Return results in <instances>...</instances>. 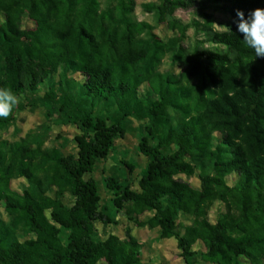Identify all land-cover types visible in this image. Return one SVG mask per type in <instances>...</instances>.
<instances>
[{
    "label": "trees",
    "instance_id": "1",
    "mask_svg": "<svg viewBox=\"0 0 264 264\" xmlns=\"http://www.w3.org/2000/svg\"><path fill=\"white\" fill-rule=\"evenodd\" d=\"M136 5L137 0H0L5 61L0 70L6 76L0 87L18 97L59 71L57 89L49 88L43 101L60 103L68 121L84 129L76 135L79 152L68 155L56 146L35 147L27 136L0 138V207L11 213L9 221L0 215V264H98L100 259L155 264L143 261V242L132 225L126 238H95L96 221L113 219L100 207L98 181L85 173L111 153L115 138L125 134L128 115L148 117V136L156 143L141 139L149 158L141 189L128 179H107L115 205L122 209L129 202L126 213L137 225L160 227L163 239L175 237L187 264H197L198 241L206 246L201 258L210 264H243L242 257L264 264V58L244 45L234 23L237 10L247 17L264 8V0L144 2L159 23L178 29L167 39L136 17ZM211 6L229 13L228 29L216 27L215 15L207 11ZM180 7L196 8L202 20L176 17ZM24 16L35 26L24 27ZM193 26L205 37L186 45ZM167 53L185 65L180 73L158 70ZM101 102L117 104L111 123L96 113ZM25 106L18 100L12 114L0 118V129ZM126 165L131 174L134 164ZM196 170L201 187L177 176ZM232 173L237 174L233 185L226 180ZM14 176L29 185L23 191L13 187ZM67 193L74 199L71 206L63 200ZM216 200L225 210L212 221L209 210ZM147 211L154 214L139 217ZM180 214L193 217L184 231ZM20 226L33 236L22 241Z\"/></svg>",
    "mask_w": 264,
    "mask_h": 264
},
{
    "label": "rangeland",
    "instance_id": "2",
    "mask_svg": "<svg viewBox=\"0 0 264 264\" xmlns=\"http://www.w3.org/2000/svg\"><path fill=\"white\" fill-rule=\"evenodd\" d=\"M155 2L159 3L160 0H137V5L135 9V14L138 19H145L151 22L155 27L157 34L164 39L179 33L178 29H174L169 26L168 22L164 21L159 23L156 19L154 12L146 11L143 3ZM207 11L212 12L215 15L217 21L215 25L220 29H228L229 22L233 19L227 13V11L214 6L208 7ZM176 17H179L186 22H191L194 19L202 20L198 14L196 8H177L175 11ZM4 19V15L0 12V21ZM24 27H34L35 23L29 17H23ZM204 33H198L197 29L193 26L186 34L184 42L186 45L195 44L197 40H202L204 38ZM205 45H212V42L205 41ZM0 68L4 64L1 51H0ZM184 64L172 57L171 53H167L160 63L158 70L161 72H176L180 73ZM1 75V70H0ZM59 71L53 73L52 76L47 77L38 85L36 90L29 91L27 93H21L18 95L17 99L25 103V108H20L15 113L14 119L6 126L0 129V138H7L10 140L19 139L22 136L29 137L30 142L35 147L42 145L45 148L59 147L62 149L63 153L77 154L79 152L78 141H76V135L82 133L84 130L78 124L69 122L67 117L64 115V111L60 108V103L55 102L54 105L49 106L43 101V96L49 88L53 87L57 89L54 85L59 78ZM69 77H73L79 81L84 79V76L80 73L68 74ZM5 75H1L0 79L5 78ZM147 82H143L141 85V91L143 95H147ZM96 113L103 116L104 119L111 123L112 120L118 114V107L116 105H104V103H98L95 105ZM180 113V112H179ZM179 113H176L177 115ZM126 131L123 136L118 135L115 138V144L111 150V153L106 158H99L96 165L92 171L85 173L86 178L93 177L98 181L100 185L101 199L100 207L108 213L112 219L113 223H103L101 220H97L96 224L98 226L97 234H95L96 239H105L110 234H117L122 238H126L127 228L133 226V233L143 242L141 248L142 257L144 262H152L155 264H187L183 256L181 255V249L178 247L177 239L175 237H164L161 238V228L137 225L136 222L131 219L126 213V206L129 202H125V206L119 209L115 203V191L110 189L107 179L111 176L115 177L120 182H125L127 179L131 182L132 186L135 188H140V181L142 175V170L146 167L149 162V158L144 155L141 150L140 143L143 136H148L147 125L150 123V119L146 116H136L128 115L125 119ZM219 134V133H217ZM149 137V136H148ZM152 143H156L152 137H149ZM126 161L134 164V169L129 174V167L126 165ZM199 170H196L195 174L191 176L184 175V173L177 174L180 178L185 181H189L195 187H201L202 181L199 178ZM237 174L232 173L226 177L229 184L233 185L236 182ZM12 186L24 190L27 185H29L26 178L22 176H14L12 178ZM63 200L68 204L72 205L74 202L73 197L70 193L63 196ZM224 202L221 200H216L210 210L209 217L212 221H216L224 212ZM154 214V211H147L144 214H140L139 217L145 220L148 216ZM0 215L7 221L10 220L11 213L2 205L0 207ZM193 217L180 214L178 221L180 225L185 229L186 225L193 223ZM22 231V227H19ZM33 236L31 232H21V240H25ZM193 249L196 251L194 257L197 264H210V261H204L201 258V252L206 250V246L198 241L194 244ZM243 264H251L247 258L242 257ZM98 264H108L104 259H100Z\"/></svg>",
    "mask_w": 264,
    "mask_h": 264
},
{
    "label": "clouds",
    "instance_id": "3",
    "mask_svg": "<svg viewBox=\"0 0 264 264\" xmlns=\"http://www.w3.org/2000/svg\"><path fill=\"white\" fill-rule=\"evenodd\" d=\"M234 23L243 35L244 45L253 49L256 57L264 58V8L251 10L247 17L237 10ZM17 103V96L10 88L0 87V118L7 119Z\"/></svg>",
    "mask_w": 264,
    "mask_h": 264
}]
</instances>
